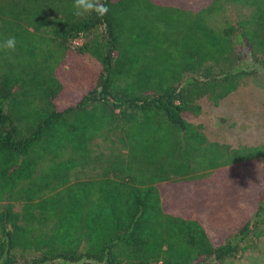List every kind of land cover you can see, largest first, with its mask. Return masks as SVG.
Here are the masks:
<instances>
[{"label":"trees","instance_id":"16d2710c","mask_svg":"<svg viewBox=\"0 0 264 264\" xmlns=\"http://www.w3.org/2000/svg\"><path fill=\"white\" fill-rule=\"evenodd\" d=\"M0 0V264H210L264 236V144L184 119L264 73V0ZM226 4L249 9L213 27Z\"/></svg>","mask_w":264,"mask_h":264},{"label":"rangeland","instance_id":"374dc122","mask_svg":"<svg viewBox=\"0 0 264 264\" xmlns=\"http://www.w3.org/2000/svg\"><path fill=\"white\" fill-rule=\"evenodd\" d=\"M248 14L247 8L226 4L220 13L210 18L209 23L220 27ZM200 106L198 116L185 115L184 119L198 127L207 141L231 146L264 144V73L243 79L239 87L217 106L204 101ZM2 208L0 203V211ZM210 264H264V236L248 243L246 250L236 258Z\"/></svg>","mask_w":264,"mask_h":264},{"label":"clouds","instance_id":"9594fccd","mask_svg":"<svg viewBox=\"0 0 264 264\" xmlns=\"http://www.w3.org/2000/svg\"><path fill=\"white\" fill-rule=\"evenodd\" d=\"M72 8V14L78 18L95 14L98 19H102L109 12V8L102 0H73ZM15 49V37L0 42V50L15 51Z\"/></svg>","mask_w":264,"mask_h":264}]
</instances>
